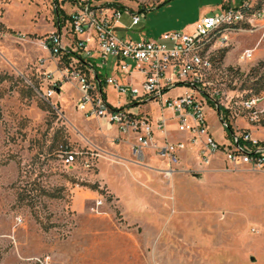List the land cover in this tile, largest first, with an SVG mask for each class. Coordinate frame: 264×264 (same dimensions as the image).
<instances>
[{
	"label": "rangeland",
	"instance_id": "374dc122",
	"mask_svg": "<svg viewBox=\"0 0 264 264\" xmlns=\"http://www.w3.org/2000/svg\"><path fill=\"white\" fill-rule=\"evenodd\" d=\"M117 1L145 11L131 29H124L131 18L123 13L116 33L154 39L187 30L199 16L240 0ZM69 3L0 0V264H40L36 257L49 264H264L263 172L232 165L219 153L204 171L188 161L166 179L157 157L138 163L127 142L124 153L95 119L76 109L74 84L64 83L52 98L41 95V71L52 67L41 41L56 29V8L65 20ZM246 48L253 56L241 60ZM226 50L215 76L229 96H260L252 108L234 104L236 114L226 118L233 132L247 130L264 141V89L255 92L264 78L251 70L264 61V32L235 35ZM106 73L123 76L109 68ZM183 90L178 86L165 96ZM106 92L112 103L128 102L111 86ZM147 107L156 112L154 103ZM204 110L215 139H229L213 107L206 103ZM92 149L100 156L84 169L81 153ZM64 150L80 153L76 167L65 166ZM156 209L163 219L158 226ZM146 214L153 225L140 222Z\"/></svg>",
	"mask_w": 264,
	"mask_h": 264
},
{
	"label": "built area",
	"instance_id": "2783aa9c",
	"mask_svg": "<svg viewBox=\"0 0 264 264\" xmlns=\"http://www.w3.org/2000/svg\"><path fill=\"white\" fill-rule=\"evenodd\" d=\"M69 2L71 11L67 18L61 25L57 18L56 29L41 41L52 63V67L41 71L40 93L45 99L57 95L64 83L74 84L78 93L76 109L87 119H95L103 130L114 129L117 138L132 135L130 151L138 163L149 151L162 158L165 167L160 171L166 179L176 171L180 153L188 150L196 151L201 171L216 154L222 153L230 164H250L264 174V147L260 141L249 131L241 130L232 131L226 142H219L210 132L204 110L206 103L215 111L218 104L217 116L226 127L222 118L236 114L234 104L252 108L259 101L260 96L254 95L233 100L221 83L222 78L215 76L220 71L215 57L231 45L235 35L264 32V0L223 4L213 13L199 16L187 30L164 32L154 39H127L116 33L123 13L131 18L129 27L124 29H131L140 23L141 12L94 0ZM252 56L253 49L246 48L239 58L250 60ZM108 68L122 74V79L107 74ZM222 75H227L224 68ZM108 86L128 102L108 100ZM178 86L184 90L165 96ZM150 103L155 104V114L149 112ZM170 121L176 131L186 135L185 139L168 138ZM77 154L80 153L63 151L66 167H76ZM81 155V166L90 169L100 153L92 149L86 156ZM102 202L97 199L95 204ZM35 260L49 264L47 258Z\"/></svg>",
	"mask_w": 264,
	"mask_h": 264
},
{
	"label": "crops",
	"instance_id": "0c3cea01",
	"mask_svg": "<svg viewBox=\"0 0 264 264\" xmlns=\"http://www.w3.org/2000/svg\"><path fill=\"white\" fill-rule=\"evenodd\" d=\"M228 54V53H227ZM227 54H225V56H224V60H226V56H227ZM214 109V108H213ZM215 111V110H214ZM156 112H157V109H156ZM156 112H154V113H152V114H155ZM166 112H167V114H170V111H168V110H166ZM216 112V111H215ZM222 124V123H221ZM223 125V124H222ZM209 126V125H208ZM222 128V131L225 133V127L223 128V127H221ZM103 129V128H102ZM209 129H210V127H209ZM175 125H174V123L172 122V121H170L169 122V124H168V127H167V131H168V138L169 139H171V140H178V139H185L186 138V135L185 134H179L178 136H176L175 135ZM210 132L212 133V131H211V129H210ZM104 133L105 134H107V135H110V136H112L114 139H115V141H117L119 144H117V145H119L120 146V149H122V151H123V146H124V143L125 142H127L128 143V149H127V152L130 150V144H131V142L133 141V136L132 135H126V136H121V137H118L117 138V133H116V131L113 129V130H110V131H105L104 130ZM213 134V133H212ZM157 137H161L160 136V134H157ZM228 139L227 138H225V136H223V138H222V140L221 141H219V142H226ZM261 142H264V141H262V140H260ZM124 152V151H123ZM127 152H124V153H127ZM86 153L87 152H85L84 153V156H86ZM149 154H152L153 156H155V157H157L160 161H161V163H162V166L160 167V169H159V173L160 174H162L161 173V169H163L164 167H165V161L162 159V158H160L159 156H157L154 152H152V151H149V152H147L146 153V155H145V157L147 156V157H150V155ZM219 154V153H218ZM218 154H216L212 159H211V161H210V163L209 164H212L213 162H215V163H217L218 162V160L217 159H215L216 157H218L219 155ZM83 156V157H84ZM96 161V159L94 160V162ZM191 162L190 163V166L192 165V163L193 164H196V166H197V169H200L201 167H202V165L200 164V161H199V158H198V156H197V153H196V151H194V150H188V151H183V152H181L180 153V162H179V165L178 166H176V171L173 173V175L175 174V173H177L178 171H180L182 168L181 167H179L181 164H189V162ZM209 164L207 165V166H209ZM207 166L204 168L205 170H206V168H207ZM123 200H124V198H123ZM77 207H79V206H81V199L80 198H76V200H75V203H74ZM150 210H152V209H150ZM159 209H156L155 210V212H156V214H155V216H157L156 217V219H155V222L153 221V220H151V219H149V217H148V214H146L145 216H143V217H141V219H140V222L141 223H146V225H153L154 223H155V226H158V225H161V222L163 221V219H160V218H158V215H160L161 213H162V211H158ZM152 212V211H151ZM152 215V214H151ZM154 222V223H153ZM49 257V256H48ZM51 262V261H50Z\"/></svg>",
	"mask_w": 264,
	"mask_h": 264
},
{
	"label": "trees",
	"instance_id": "16d2710c",
	"mask_svg": "<svg viewBox=\"0 0 264 264\" xmlns=\"http://www.w3.org/2000/svg\"><path fill=\"white\" fill-rule=\"evenodd\" d=\"M103 3L105 5H107V6H111V7H114V8L126 9V7L124 5H122V4H120L117 0H105ZM144 11H145V9H141L140 10V12H144ZM56 15H57V18H58V21H59V25H61L62 22H63V19H62V16L60 15V10L59 9L57 10V14ZM226 51H227L226 48L225 49H221L218 52V54H217V56L215 58L217 60L221 61L222 58H224V56L226 54ZM251 70L255 73V75L259 74V80L264 78V61H259L257 63V65L255 67H253ZM262 89H264V79L261 81L260 85L257 88H255V92L258 94V93L261 92ZM222 110L223 109L220 106V113H222ZM222 120L226 122L227 125H226L225 128H227L229 130V135H230V132L232 133V127H231L229 121L227 120L226 117H223ZM260 145H262L264 147V142L260 141Z\"/></svg>",
	"mask_w": 264,
	"mask_h": 264
},
{
	"label": "water",
	"instance_id": "95a60500",
	"mask_svg": "<svg viewBox=\"0 0 264 264\" xmlns=\"http://www.w3.org/2000/svg\"><path fill=\"white\" fill-rule=\"evenodd\" d=\"M56 13H57V8H56ZM215 109H216L217 113H219V106H218V104L215 105ZM230 134H231V132H230ZM251 259H253V257H251Z\"/></svg>",
	"mask_w": 264,
	"mask_h": 264
}]
</instances>
